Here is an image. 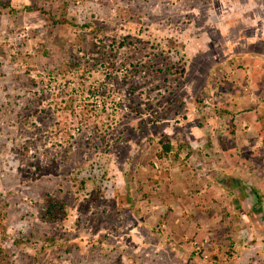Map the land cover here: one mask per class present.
<instances>
[{
	"label": "rangeland",
	"instance_id": "1",
	"mask_svg": "<svg viewBox=\"0 0 264 264\" xmlns=\"http://www.w3.org/2000/svg\"><path fill=\"white\" fill-rule=\"evenodd\" d=\"M83 24L133 35L118 78L74 75ZM89 84L130 108L109 158L54 112ZM0 264H264V0H0Z\"/></svg>",
	"mask_w": 264,
	"mask_h": 264
},
{
	"label": "trees",
	"instance_id": "2",
	"mask_svg": "<svg viewBox=\"0 0 264 264\" xmlns=\"http://www.w3.org/2000/svg\"><path fill=\"white\" fill-rule=\"evenodd\" d=\"M27 9L39 10L45 17V19L49 21L46 23L51 31H54L55 26L63 24L73 26L75 23L70 22V20L66 18H54L51 12L43 8L27 6ZM82 26L84 28V33L80 35L81 40L86 41L87 37H99L98 42H90V44L92 43V48L90 49L91 52H93L96 51L97 47L99 46L97 51L99 53L98 57H100V59L102 60H106V62L103 65L102 69L99 70V68L96 67L90 70L85 68L84 66L82 67L80 62L73 61V63L70 64V67H72L71 69L73 70L74 75L79 76L80 72L88 73L87 78L90 79L91 75H93L94 72L101 71L107 74V81L118 78L119 75H121V69L120 66H117L116 64L119 54L117 51H119L123 46H127L128 49H130L134 42L131 39L133 35L128 33L126 30H124L126 31L125 33H116L117 29H114V39L109 41L108 39L110 37V33L106 31V28L94 27L91 24H83ZM100 34L101 36H99ZM130 65L133 66L132 63H130ZM127 69L128 70L124 75H126L129 71L130 74L134 75L135 70L129 69L128 67ZM51 76H53V74H51ZM53 77L55 79L59 78L58 76ZM38 79H40V81H38L39 83H44V86L48 87L49 89L52 88L49 86L48 82H46V80L41 76V74L40 76H38ZM107 81L104 80L105 83H107ZM39 83H37L36 81L35 84L39 85ZM61 97L63 98V100L61 102H56V109L54 110V112L59 117L63 118L64 123H69L71 126L75 125L76 122H78L80 126H84L82 128L83 131L84 128L88 127L85 126L88 123L89 127H91V135L89 134V137L87 138L88 145L90 146V143L94 140V142L92 143V148L99 152L105 153L107 155V158H109V155L114 147L112 140L115 137V134H117L119 127L122 125L121 122L131 113L128 112V109L130 110V108L127 109V107L129 106H124L123 102L119 98V95L115 92L112 93L111 91H109L108 93H104L101 92L100 86H94L90 84L86 87H79L78 91L65 93ZM122 110L125 112L124 114H120ZM117 139L119 141L121 140V134L117 136ZM97 141H100L101 143L97 144ZM172 147V144H166L165 151L168 153L172 150ZM95 163L96 162H94L93 164ZM89 179L96 180L97 176L93 174L89 177ZM81 181V184L85 186L86 181L84 179H81ZM246 188H249V186H245V189ZM240 189L243 188L240 187ZM242 198H246V194H243L241 197H239L238 201H241ZM65 211V205L63 203L61 204L57 201H52L49 206L48 215L52 217H58L59 214H63Z\"/></svg>",
	"mask_w": 264,
	"mask_h": 264
}]
</instances>
